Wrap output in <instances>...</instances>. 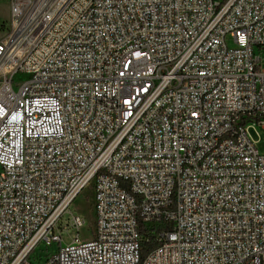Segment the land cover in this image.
Listing matches in <instances>:
<instances>
[{"label": "built area", "instance_id": "1", "mask_svg": "<svg viewBox=\"0 0 264 264\" xmlns=\"http://www.w3.org/2000/svg\"><path fill=\"white\" fill-rule=\"evenodd\" d=\"M9 2L0 264H264V0Z\"/></svg>", "mask_w": 264, "mask_h": 264}, {"label": "rangeland", "instance_id": "2", "mask_svg": "<svg viewBox=\"0 0 264 264\" xmlns=\"http://www.w3.org/2000/svg\"><path fill=\"white\" fill-rule=\"evenodd\" d=\"M10 24V2L9 0H0V40L3 39L8 34V27ZM233 47V43H231ZM28 79L27 76L20 74L16 77L15 82L17 84L25 82ZM264 138V134H261ZM261 154H264V140L258 145ZM95 193H94V183L88 185L85 190L78 196V198L71 204L68 212L63 217L62 221L56 228V234H59V229L63 225L68 224V220L71 219L72 215H80L87 220V224L84 228L80 230V240L88 241L94 238L95 231ZM63 243L68 245L72 242L70 234L63 231ZM59 243L53 242L52 244H47L46 241L41 242L35 251L29 257L30 264H46V262L54 255L59 252Z\"/></svg>", "mask_w": 264, "mask_h": 264}]
</instances>
